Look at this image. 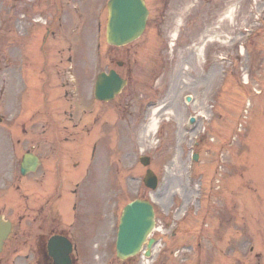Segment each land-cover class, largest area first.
Instances as JSON below:
<instances>
[{
  "label": "rangeland",
  "instance_id": "obj_1",
  "mask_svg": "<svg viewBox=\"0 0 264 264\" xmlns=\"http://www.w3.org/2000/svg\"><path fill=\"white\" fill-rule=\"evenodd\" d=\"M52 1L0 0V86L4 85L7 92L0 105L3 117L8 115L2 108L8 113L15 111L10 97L18 75L12 80L11 71L18 69L19 61L14 60L19 56L41 60L47 52L48 63L64 59L60 66L65 71V57L73 54L76 75L84 85L81 91L88 94L92 90L88 79L96 60V25L101 20L103 40L105 22L104 13L97 17L96 12L104 0H70L69 4L68 0H56L55 7ZM146 4L150 11L147 26L136 41L109 51L102 42L105 60L110 58L104 68L123 73L127 86L113 100L95 103L99 117L93 121V114L86 115L76 129L80 135V125L88 122L90 139H98L100 166L96 165L94 175L95 198L100 204L108 203L101 222L109 247L88 253L86 264L143 261L141 252L123 262L117 260L108 214V210L113 214L115 208L134 198L139 188L156 209L152 236L158 245L146 258L149 264H240L241 258L242 264H264V25L253 30L259 13L264 16V0H146ZM61 5L64 13L57 10ZM55 15L61 18L62 26L56 24V39L47 40L43 37L45 16ZM29 19L34 25L39 19L40 26L26 24ZM259 22L264 24V19ZM246 29L248 37L243 35L248 33ZM174 32H178L176 41L172 40ZM114 60L123 61L125 66L117 67ZM63 74L61 71L58 76L63 78ZM27 75L23 70V79ZM35 84L39 87L38 82ZM50 88L59 96L65 89L57 77H52ZM81 91L77 87V92ZM186 94L192 96L190 103L183 100ZM156 106L161 110L159 128L154 134H145L150 110ZM40 114L37 111L26 118L37 120ZM190 117H194L193 123H189ZM191 150L198 153L195 163L190 160ZM141 154L150 156L149 167L159 178L153 191L141 184L146 169L139 163ZM199 180L204 182L203 197ZM15 192L12 189L8 193V202L13 205L17 203ZM69 204L67 198L64 205ZM200 208L202 214L206 208L204 220L208 223L201 232L197 230L198 214V223L194 216ZM0 210L6 217L15 216L14 209L2 211L0 204ZM67 211L71 218V207ZM173 225L181 227L175 237H171ZM185 227L189 229L185 235L202 242L199 251L193 242L178 241ZM212 227L214 232H210ZM195 233L199 236L194 237ZM91 236L95 239L96 233ZM175 242L172 255L176 260L170 254ZM188 243L195 250L190 251ZM97 255L99 260L94 259ZM1 261L35 264L34 248L16 254L4 249L0 252L3 264Z\"/></svg>",
  "mask_w": 264,
  "mask_h": 264
},
{
  "label": "water",
  "instance_id": "obj_2",
  "mask_svg": "<svg viewBox=\"0 0 264 264\" xmlns=\"http://www.w3.org/2000/svg\"><path fill=\"white\" fill-rule=\"evenodd\" d=\"M107 39L110 43L121 45L136 38L143 30L147 10L142 0H110ZM123 81L111 71L109 75L102 74L96 86V94L101 99H110L117 93ZM144 163L148 159L143 160ZM155 180L149 184L154 186ZM151 212L142 203H136L125 215L119 238V253L121 257L135 253L144 236L151 227ZM134 239L131 247L124 250L127 241Z\"/></svg>",
  "mask_w": 264,
  "mask_h": 264
},
{
  "label": "flooded vegetation",
  "instance_id": "obj_3",
  "mask_svg": "<svg viewBox=\"0 0 264 264\" xmlns=\"http://www.w3.org/2000/svg\"><path fill=\"white\" fill-rule=\"evenodd\" d=\"M60 145V143H59ZM42 150L47 151L49 153L39 155L41 159V169H39V175L34 177L35 182L38 180H42L45 182L44 189L41 190V194L39 195V200L31 201L27 195L30 192V184L27 185L22 179L23 176H16L15 172L11 171V169H0V186L5 184H9L10 174L13 175L14 178L17 179L16 188L24 191V205L26 207V211L24 210L23 216L20 218V221L24 220V224L29 226L32 222L31 215H37L44 224L49 226H53L57 221V216L59 213V207L61 206V166L59 163H56L54 159L49 160L47 163V159L50 155H52L56 151V137L51 140H43L41 144ZM31 148H27L29 150ZM34 152V151H33ZM36 153V152H35ZM0 199L2 196L0 194ZM57 228V227H56ZM55 231V229H53Z\"/></svg>",
  "mask_w": 264,
  "mask_h": 264
},
{
  "label": "bare ground",
  "instance_id": "obj_4",
  "mask_svg": "<svg viewBox=\"0 0 264 264\" xmlns=\"http://www.w3.org/2000/svg\"><path fill=\"white\" fill-rule=\"evenodd\" d=\"M159 111V108H155L153 111H150V118L144 128L145 134L151 135L157 131L160 122ZM144 263H147V261H145Z\"/></svg>",
  "mask_w": 264,
  "mask_h": 264
},
{
  "label": "clouds",
  "instance_id": "obj_5",
  "mask_svg": "<svg viewBox=\"0 0 264 264\" xmlns=\"http://www.w3.org/2000/svg\"><path fill=\"white\" fill-rule=\"evenodd\" d=\"M94 259L99 260L100 257L97 255V256L94 257Z\"/></svg>",
  "mask_w": 264,
  "mask_h": 264
}]
</instances>
